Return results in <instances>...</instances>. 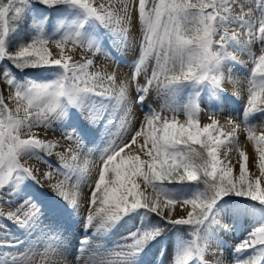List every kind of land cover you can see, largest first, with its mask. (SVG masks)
I'll list each match as a JSON object with an SVG mask.
<instances>
[{
    "label": "snow or ice",
    "instance_id": "6c2138e0",
    "mask_svg": "<svg viewBox=\"0 0 264 264\" xmlns=\"http://www.w3.org/2000/svg\"><path fill=\"white\" fill-rule=\"evenodd\" d=\"M0 264H264V0H0Z\"/></svg>",
    "mask_w": 264,
    "mask_h": 264
},
{
    "label": "rangeland",
    "instance_id": "374dc122",
    "mask_svg": "<svg viewBox=\"0 0 264 264\" xmlns=\"http://www.w3.org/2000/svg\"><path fill=\"white\" fill-rule=\"evenodd\" d=\"M239 11H240L239 8H236L235 9V12L237 14L239 13ZM252 50L257 55H259V45L258 44H254ZM237 56H238V60H240L242 62H248V60H249L248 56L245 55V54H237ZM76 58L77 59L79 58V55L78 54L76 55ZM97 63L99 64L100 61H97ZM248 66H249V68L251 67L250 64ZM224 71H225V77L226 78H225V81L223 83V88L226 90V92L227 93L239 92L240 95H241V97H243V98L246 99V94H247V92H246V89H247V75H248L247 72H245L243 70L233 71L232 72V77H231V79H229L228 76H227L228 69L225 68ZM233 80H237V81H239V83L238 84H234L232 82ZM185 95H187V93H185ZM205 99H207V98L205 97ZM235 106L236 107H239L240 105H239V103H237ZM153 107H156V105H153ZM146 110L147 109H145V111ZM167 115H171V114L168 113ZM226 116H227V113L226 112L224 114H220V113H217L216 114V118H218L220 120L221 125H223V127H224V130L225 131H228L230 129H229L228 125L225 123ZM179 118L180 119H183L184 117H183L182 114H180ZM209 122H210L209 113L202 111V114H201V123L203 124V123H209ZM252 123L253 124H257L258 122L257 121H253ZM40 131H41V135L43 136L44 135L43 131L42 130H40ZM239 136H240V145L242 146V149H243L244 145H246V144L248 145L250 143L246 140V138H245L246 137V134L242 130L240 131ZM57 150H60V149H57ZM52 159L55 160V157H53ZM227 159L231 162V165L234 167V172L235 173H238V170H239L238 153L234 152L233 155H230ZM25 160L28 163H35V161H33V160H27V158H25ZM233 161H234V163H233ZM254 168L256 170L255 169L254 170H250V168H249L250 173H254V174L257 173V175H258L259 174V170L255 166V164H254ZM85 190H86V186H85ZM4 210L7 211V206H5ZM183 214L186 215V213H183ZM249 255H251V252H249ZM205 259L207 261H212L214 259V257L211 256V255H207L205 257Z\"/></svg>",
    "mask_w": 264,
    "mask_h": 264
},
{
    "label": "bare ground",
    "instance_id": "6f19581e",
    "mask_svg": "<svg viewBox=\"0 0 264 264\" xmlns=\"http://www.w3.org/2000/svg\"><path fill=\"white\" fill-rule=\"evenodd\" d=\"M106 64H111L110 61H107L105 62ZM121 69L122 71H128L127 67H125L124 65L121 66ZM111 70V69H109ZM49 136H51V133L48 134ZM42 136V135H41ZM44 136V135H43ZM42 136V137H43ZM242 147V146H241ZM243 150L247 153L248 157H249V161H248V167L250 168V170H254V164H255V161H254V149L252 148V145L251 144H246L244 145L243 147ZM234 152L231 153V155H233ZM56 159V158H55ZM234 163V161H233ZM42 167V166H41ZM43 168V167H42ZM249 170V171H250ZM256 170V169H255ZM256 172V171H255ZM257 174V173H256ZM175 214H183L181 213V210L179 208H177L175 210Z\"/></svg>",
    "mask_w": 264,
    "mask_h": 264
}]
</instances>
